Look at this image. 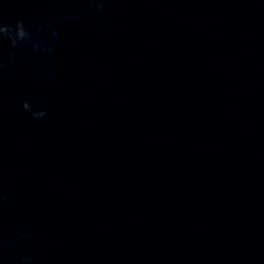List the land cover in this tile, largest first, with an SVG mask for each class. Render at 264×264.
<instances>
[{
  "label": "clouds",
  "instance_id": "9594fccd",
  "mask_svg": "<svg viewBox=\"0 0 264 264\" xmlns=\"http://www.w3.org/2000/svg\"><path fill=\"white\" fill-rule=\"evenodd\" d=\"M90 6L94 7L98 12H103L105 7L106 0H87ZM73 18H77L74 16ZM51 25V22L49 26ZM33 30L36 34H39L43 31V26L40 24H33L31 27L27 26L23 19L15 20L14 24L4 23L3 20H0V40L7 39L13 49L18 48L21 44L30 46L33 50H37L42 54H51L54 49L51 45L47 44L44 40L35 39L33 36ZM51 34L53 37H59L60 33L55 29H51ZM16 59L14 52H9V60L11 63ZM5 63L3 60H0V76L4 75ZM21 108L28 112L33 119H42L47 115V112L44 108H35L29 101L24 100L21 102ZM12 173L9 172L8 176H11ZM3 184V178L0 176V185ZM6 197L0 192V204ZM30 234L18 232L13 237L11 241H6L5 244L12 246L16 243L17 239L25 240ZM0 258H3L0 255ZM19 264H35L33 255L21 254L18 257Z\"/></svg>",
  "mask_w": 264,
  "mask_h": 264
}]
</instances>
